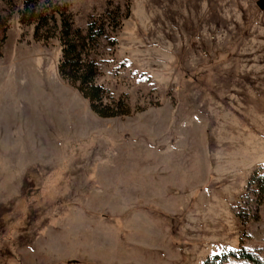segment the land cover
Returning <instances> with one entry per match:
<instances>
[{
  "label": "rangeland",
  "instance_id": "rangeland-1",
  "mask_svg": "<svg viewBox=\"0 0 264 264\" xmlns=\"http://www.w3.org/2000/svg\"><path fill=\"white\" fill-rule=\"evenodd\" d=\"M23 1L0 0V264H264V0H36L103 23L84 56L114 118Z\"/></svg>",
  "mask_w": 264,
  "mask_h": 264
},
{
  "label": "trees",
  "instance_id": "trees-1",
  "mask_svg": "<svg viewBox=\"0 0 264 264\" xmlns=\"http://www.w3.org/2000/svg\"><path fill=\"white\" fill-rule=\"evenodd\" d=\"M46 12L44 8L38 6L36 0H24L23 10L20 12V22L34 25V37L37 40L42 39L39 32L49 30V20L54 23V29L59 25L57 39L61 46V59L58 64L60 77L78 89L81 95L88 100L90 109L99 117L114 118L129 115L128 107L125 105L122 107L121 101L116 103V109L104 106L101 99V87L96 85L94 80L96 77L95 60L85 58L89 47L93 48V43L103 36V23L100 20H91L85 33H82L80 30L74 29L65 17L60 20L63 16L61 12L58 14L59 20L55 17L57 11L51 16ZM249 184H255L259 188V195L264 194V176L254 173ZM246 258L250 261L254 260L249 254L246 255ZM225 260V255H215L206 260L204 264H221Z\"/></svg>",
  "mask_w": 264,
  "mask_h": 264
}]
</instances>
